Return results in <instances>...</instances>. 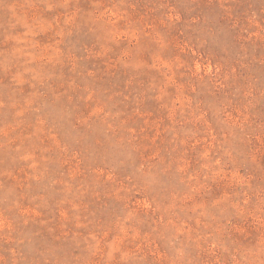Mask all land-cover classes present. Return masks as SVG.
<instances>
[{
  "label": "rangeland",
  "instance_id": "obj_1",
  "mask_svg": "<svg viewBox=\"0 0 264 264\" xmlns=\"http://www.w3.org/2000/svg\"><path fill=\"white\" fill-rule=\"evenodd\" d=\"M0 264H264V0H0Z\"/></svg>",
  "mask_w": 264,
  "mask_h": 264
}]
</instances>
